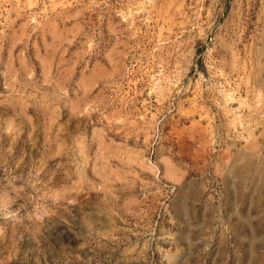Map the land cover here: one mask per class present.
I'll list each match as a JSON object with an SVG mask.
<instances>
[{"label":"rangeland","instance_id":"obj_1","mask_svg":"<svg viewBox=\"0 0 264 264\" xmlns=\"http://www.w3.org/2000/svg\"><path fill=\"white\" fill-rule=\"evenodd\" d=\"M249 132L264 0H0V264H264V196L252 237L216 173ZM173 171L212 204L194 235Z\"/></svg>","mask_w":264,"mask_h":264},{"label":"crops","instance_id":"obj_2","mask_svg":"<svg viewBox=\"0 0 264 264\" xmlns=\"http://www.w3.org/2000/svg\"><path fill=\"white\" fill-rule=\"evenodd\" d=\"M249 92L246 89L245 98L241 94H235L236 91L234 92L232 97L237 100V103L239 100V107L242 105L246 107H232L226 110L231 118L225 125H233L235 122H240L241 117L246 116L244 110L250 107ZM191 125L197 130H200L197 127L202 129L198 121H194ZM200 132L197 135H191L190 141H197L204 148L207 135L205 136L204 128ZM242 140L243 143L234 150L226 147L222 151L216 166V173L223 191L224 219L239 221L237 226L245 228L246 234H249L250 230L253 237L256 194L259 204L263 203L264 196V137L263 134L249 132ZM183 175L175 171L169 175V181L178 185L169 205L174 216H182L183 228H191L188 235H194L197 233L196 227L202 228L201 226L205 225L207 214L213 208L206 198L204 189L192 180L187 181L185 172Z\"/></svg>","mask_w":264,"mask_h":264}]
</instances>
